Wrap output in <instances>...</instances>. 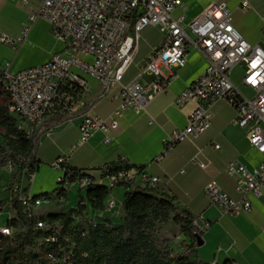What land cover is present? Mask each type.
<instances>
[{
  "label": "built area",
  "instance_id": "2783aa9c",
  "mask_svg": "<svg viewBox=\"0 0 264 264\" xmlns=\"http://www.w3.org/2000/svg\"><path fill=\"white\" fill-rule=\"evenodd\" d=\"M38 1L39 9L30 13L29 22L24 24L17 38L0 32L1 42L17 46L27 38L32 22L43 17L50 24L52 34L63 44L62 50L45 63L16 72H1L0 81L8 93L9 110L27 134H32L34 126L46 118L68 110V100H61V90L75 87L86 92V76L98 82L100 98L108 97L113 88L119 86V103L107 118L88 111L79 126L77 144H84L99 130L105 133L115 130L126 109L146 111L150 101L178 76L177 70L186 66L188 54L193 49L206 59V67L175 101L182 106L195 100L196 106L191 110L186 126L172 130L163 138L164 148L157 159L177 143L206 131L212 124V107L218 99H225L234 107L235 123L247 130L250 145L264 154V46L244 37L234 24L233 12L227 2H212L200 14L186 20V0ZM23 2L29 3V0ZM246 4L245 0L243 5ZM149 26L159 29L160 43L144 58L136 76L124 82V76L137 56L141 33ZM241 62L245 67L238 79L251 93L241 90L232 75ZM107 140H110L108 136ZM65 160L66 157L61 155L52 164L63 171L58 176V190L65 193L69 185L79 190L105 186L110 190L105 210L111 212L116 206L112 196L114 187L127 183L155 187L160 181L158 176L150 175L145 166L139 169L126 158L121 162L129 168L112 170L106 164L100 169L99 179H94L85 168L72 169ZM200 165L204 166V163ZM227 171L238 176L236 190L239 196L229 195L215 179L206 184V196L225 213L250 210L249 194H260L264 187V161L249 168L233 160L228 163ZM34 173L28 171L29 181L33 180ZM56 193L59 197L65 196ZM49 198L32 201V196H28V200L22 201L26 206L38 205ZM28 212L30 217H35L30 210ZM89 221L97 222L95 219ZM37 224L41 228L49 227L42 220ZM192 224L200 234L210 225L203 214L195 215ZM0 233L7 235L10 228L4 227ZM55 240L54 234L47 237V241ZM47 257L55 259L53 253H48Z\"/></svg>",
  "mask_w": 264,
  "mask_h": 264
},
{
  "label": "crops",
  "instance_id": "0c3cea01",
  "mask_svg": "<svg viewBox=\"0 0 264 264\" xmlns=\"http://www.w3.org/2000/svg\"><path fill=\"white\" fill-rule=\"evenodd\" d=\"M215 1L227 2L233 12L234 24L244 37L251 43L264 46V0H246V5H243L245 0H186V20L194 18ZM36 2L39 3L38 0H29V3L0 0V31L4 34L2 26H5V33L17 38L29 21L28 15L39 9L40 3L36 6ZM19 4L26 5L24 19L16 25L4 24L3 15H9L13 7ZM160 40L142 55L138 71L144 58ZM62 48L63 44L52 34L47 20L38 17L32 22L29 34L21 44L12 46L0 41V73L6 70L16 72L45 63ZM141 49L139 41L138 53ZM205 67L206 59L198 51L190 50L186 66L177 70L178 76L166 90L150 101L146 111L126 109L119 118L118 128L109 133L99 130L84 144L78 145L79 126L85 114L89 111L107 118L119 103V86H115L108 97L100 98L98 82L86 76L88 90L79 100L62 114L48 117L34 126L33 157L37 173L31 181L26 178L22 180L21 191L27 197L45 192L55 193L59 172L52 164L61 155L66 157L65 161L70 167L85 168L94 179L101 177L100 169L104 165L126 158L134 165L145 166L150 175L159 177L160 181L154 187L156 194L172 196L180 209L193 215L203 214L210 224L202 233L204 243L201 246H192L190 237L180 233L168 248L171 255L175 252L216 264H264V187L260 194H249L252 203L250 210L243 209L236 214L222 212L205 194L206 184L215 179L225 192L238 197V176L227 171L228 163L237 160L252 168L264 161V154L250 145L247 130L235 123V109L227 100L218 99L214 103L212 124L206 131L177 143L161 159H157L164 148L163 138L172 130L186 126L189 114L196 106L195 100L177 105V95L197 79ZM244 67L245 63L241 62L235 68ZM135 76H129L127 71L124 82ZM233 77L241 90L251 93L238 79L239 74ZM107 136L110 140H107ZM216 144L219 147H215ZM200 163H204V166ZM34 187L37 189L32 192ZM49 189L53 191L49 192ZM125 191L124 186L114 187V211L90 208L88 219L120 223ZM65 193L68 198L69 189Z\"/></svg>",
  "mask_w": 264,
  "mask_h": 264
},
{
  "label": "trees",
  "instance_id": "16d2710c",
  "mask_svg": "<svg viewBox=\"0 0 264 264\" xmlns=\"http://www.w3.org/2000/svg\"><path fill=\"white\" fill-rule=\"evenodd\" d=\"M1 84L4 86L2 81ZM83 93L80 88L65 87L61 90V100H68L67 105L70 107ZM6 95L8 104L0 105V128L3 130L0 163H20L28 167L29 172L35 171V138L19 127L9 110L7 92ZM107 165H110L112 170L130 167L123 165L121 159ZM142 167L144 166H139V169ZM124 187L126 191L122 205L123 216L118 224L110 220L94 223L87 217L90 208L105 210L110 194V190L105 186L88 188L87 202H84V197L80 195L75 207H70L64 212H51L39 218L30 217V209L23 204L22 199L14 198L12 205L16 216L11 218L8 224L20 228V231L10 237L0 233V264H51L52 260L47 254L53 253L55 258L61 259L62 253L58 250L62 246H68V262L71 264H211L182 254L171 255L155 238L159 224L174 220L180 226V231L190 237L191 245L196 246L197 232L192 224L195 215L180 209L172 196L156 194L154 187H140L130 183ZM57 191L58 194L63 193L58 190V186ZM49 196L48 192L34 195L32 201ZM7 201L0 199V213ZM86 210V224L80 221L75 223L76 218ZM39 220L45 221L49 227H39ZM55 224L60 226L59 230L53 226ZM51 234L56 236L54 242L47 241Z\"/></svg>",
  "mask_w": 264,
  "mask_h": 264
},
{
  "label": "rangeland",
  "instance_id": "374dc122",
  "mask_svg": "<svg viewBox=\"0 0 264 264\" xmlns=\"http://www.w3.org/2000/svg\"><path fill=\"white\" fill-rule=\"evenodd\" d=\"M36 6L39 5L38 2L35 3ZM26 5L19 4L17 7H13V9L8 14H4L2 21L4 24L9 25H16L17 23H20L25 15H26ZM30 15V14H29ZM28 15V20H29ZM29 22V21H28ZM27 23V22H26ZM42 27V25H40ZM4 34L9 35L5 33V26H2ZM1 32V31H0ZM161 38V33L158 28L156 27H149L142 31V37L140 40L142 49L141 52L138 53V55L135 58V61L132 63V65L128 69V75L134 76L138 72V62L142 58V55L154 44H157ZM240 64V63H239ZM243 65V64H242ZM242 71V68H235L233 70V75H240ZM143 82V79H141ZM8 104L6 91L4 89V86L0 85V105H6ZM3 140V130L0 128V141ZM54 168V167H53ZM60 176L62 174V170L56 169ZM37 172L34 173V176ZM26 178L28 179V167L23 166L20 163L11 164L8 161H3L0 163V199L1 200H8L3 211L0 213V232L4 227L10 228V233L7 234L9 237L12 235H15L18 231H20V228L10 226L9 220L16 216V211L13 208L12 200L16 197L21 198L23 201L28 200L27 196L23 191H21L22 180ZM58 179V178H57ZM69 189V197L66 196L59 197L57 193L50 194V198L46 200V202L42 204H29L27 205V208L30 209L31 213L39 218L41 216H46L51 212H64L67 211L70 206L78 204L80 195L84 197V201L87 202L86 193L87 189L79 190L76 186H68ZM37 187L32 188V192L36 191ZM49 192H52V189L48 190ZM87 210L84 211V213L77 217L75 220V223L80 221L83 224H86L88 221L86 218ZM9 225V226H8ZM57 230L60 229V226L58 224L53 225ZM59 232V231H58ZM182 234L180 231V226L174 222V220H170L168 222L162 223L158 225V229L155 232V238L158 242V244L164 249L167 250L170 246V244H174V240L179 236V234ZM4 234V233H2ZM6 235V234H5ZM59 252L62 253V258L58 259H52L51 264H71L68 262V257L70 254V250H68V246H62L59 250ZM174 255H178L174 252Z\"/></svg>",
  "mask_w": 264,
  "mask_h": 264
},
{
  "label": "water",
  "instance_id": "95a60500",
  "mask_svg": "<svg viewBox=\"0 0 264 264\" xmlns=\"http://www.w3.org/2000/svg\"><path fill=\"white\" fill-rule=\"evenodd\" d=\"M196 242L198 246H201L204 243L202 234H199V233L196 234Z\"/></svg>",
  "mask_w": 264,
  "mask_h": 264
}]
</instances>
